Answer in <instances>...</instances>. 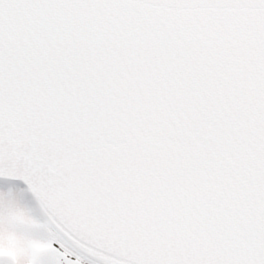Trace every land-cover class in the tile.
<instances>
[{"label":"snow or ice","instance_id":"6c2138e0","mask_svg":"<svg viewBox=\"0 0 264 264\" xmlns=\"http://www.w3.org/2000/svg\"><path fill=\"white\" fill-rule=\"evenodd\" d=\"M0 264H264V0H0Z\"/></svg>","mask_w":264,"mask_h":264}]
</instances>
